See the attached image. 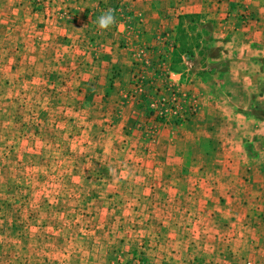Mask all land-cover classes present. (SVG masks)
I'll list each match as a JSON object with an SVG mask.
<instances>
[{
  "label": "crops",
  "instance_id": "0c3cea01",
  "mask_svg": "<svg viewBox=\"0 0 264 264\" xmlns=\"http://www.w3.org/2000/svg\"><path fill=\"white\" fill-rule=\"evenodd\" d=\"M54 2L55 14H62L42 28L60 38L56 58L50 60L60 72L45 80L37 73L34 80L45 85L56 74L67 78L61 79L63 87L47 88L53 96L69 98V128L86 132L83 138L50 139L54 146H69V155L62 156V149L54 153L52 176L69 178L68 198L79 188L91 198L84 205L62 200L64 190L56 185L58 197L48 209H67V215L79 206L89 213L84 220L94 225L132 224L118 227L115 236L106 231L97 237L94 231L80 254L84 264H131V257H138L139 264H264V0ZM109 8L115 10L116 23L101 30L98 17ZM65 12L69 14L63 17ZM181 16L197 19L199 30L191 32L188 25L194 23L183 20V47L191 51L167 55L165 64L176 90L194 98L196 111L180 125L158 128L148 142L132 128L139 110L129 95L132 65L157 35L165 33L173 45ZM46 45L38 43L39 53ZM80 114L84 117L78 120ZM56 123L54 128L61 129ZM82 145L80 163L75 157ZM28 151L22 157L28 159ZM60 160L68 161L66 168ZM72 180L78 183L75 188ZM40 189L44 197V186ZM32 202L27 198L25 204ZM63 215L54 210L52 218L43 216L34 234L22 220L17 221L24 229L20 234L13 218L5 220L2 238L10 242L5 256L16 254L18 239L41 244L47 238L46 223L52 225L51 234L61 236L58 223L78 221H61ZM25 251L20 264L29 263ZM73 252L60 255L61 264H74L78 256Z\"/></svg>",
  "mask_w": 264,
  "mask_h": 264
},
{
  "label": "rangeland",
  "instance_id": "374dc122",
  "mask_svg": "<svg viewBox=\"0 0 264 264\" xmlns=\"http://www.w3.org/2000/svg\"><path fill=\"white\" fill-rule=\"evenodd\" d=\"M57 5L54 0H39L38 2L37 0H0V264H20L22 258L20 253L24 250L27 251L24 254L28 256V264H49L46 262V258H50L54 263L59 260L60 263L57 264H61L64 260L60 255L66 254L67 251H74L73 253L78 256L74 264H84L85 257L80 254L85 252L88 243H91L88 236L89 238L96 236L94 231H98L97 237H101L103 233L106 235V231L107 234L115 232V236L118 227L121 229L122 226H132L131 223L121 226L112 225V228L111 223L108 226L94 225L84 220V217H87L89 213H85V208H79V206L75 210H69L67 215H65L67 209H48L49 203L58 197L54 196V186L59 185L64 190L61 191L60 198L62 200L67 199V194L71 193L68 191L69 178L52 176L53 162H57L53 159L54 153L56 155L59 152L58 149H62L60 150L62 156L69 155V146L66 142L54 146L50 139L59 137L63 140V138H70L74 135L83 138L86 132L83 127L69 128V123L73 120V113L69 112V106H67L69 98L53 96L47 88L53 84L56 89L63 87L61 79L67 78L60 77L59 79V75L56 74V78L45 85L34 80L37 73L45 75L43 79L45 80L47 75L60 72L57 70L59 65L50 61L56 58L54 55L59 48L56 45L60 38L56 32H50V28H47L48 30L42 28L44 24H48L59 14H62H55ZM31 7L36 13L35 16ZM68 14V12L63 13V17ZM249 18L251 19V17ZM191 22L194 23V25H188L191 29L193 28L191 32H195V28L199 30L198 20L192 19ZM197 38L195 37V40ZM38 43L47 44L42 46L45 47V50L40 49V53L37 49ZM38 57L43 59L38 60ZM44 59L46 63L43 61L40 63ZM37 93L40 94L37 96ZM64 107L67 109L62 110L61 108ZM11 116L12 119H10ZM83 117L84 115L80 114L78 120ZM54 123L60 124L61 129L54 128ZM26 148H29L28 159L22 157ZM77 148L75 159L82 163L84 156L82 148L84 147L82 145ZM60 162L62 168H66L68 165V161L60 160ZM41 170L45 172V176L37 175ZM71 182L74 188V184H78L74 180ZM43 186L46 193H44V197H40V191H42L40 187ZM80 189L68 200H72L74 204L75 201H78V204L84 205V201L91 197L84 196L81 193L83 190ZM38 190L40 191L38 192ZM27 198L30 202L33 201L32 205L25 204ZM40 199H43L42 204L38 203ZM116 200L115 195L112 202L114 203ZM45 203L47 205H44ZM44 206H46V210L42 215L40 210ZM54 210L55 213L64 214L61 221L70 222L73 218L75 220V217L78 218V221L74 225L72 223L59 225L58 223L61 236L51 234L52 225L46 223L44 227H46L47 238L45 237L41 244L36 239L30 242L18 239L13 246L15 248L13 252L16 254L12 259L8 255L5 256L4 250L10 244L9 241L4 242L2 238L6 232V221L8 223V220L12 218L16 222L22 220L27 231L29 229V234H34L40 227L37 220H41L40 218L43 216L52 218ZM13 227L17 234L24 231L19 222ZM39 250L40 255L42 254L45 258L43 262H41L42 257L38 256ZM134 258L136 257H131V262Z\"/></svg>",
  "mask_w": 264,
  "mask_h": 264
},
{
  "label": "built area",
  "instance_id": "2783aa9c",
  "mask_svg": "<svg viewBox=\"0 0 264 264\" xmlns=\"http://www.w3.org/2000/svg\"><path fill=\"white\" fill-rule=\"evenodd\" d=\"M171 46V39L165 33L157 35L153 46L138 52L137 61L132 65L129 95L139 106L133 115L132 128L140 132L148 142L154 139L158 128L167 123L180 125L196 111L194 98L176 90L170 81L165 58ZM139 262L136 257L131 264Z\"/></svg>",
  "mask_w": 264,
  "mask_h": 264
},
{
  "label": "trees",
  "instance_id": "16d2710c",
  "mask_svg": "<svg viewBox=\"0 0 264 264\" xmlns=\"http://www.w3.org/2000/svg\"><path fill=\"white\" fill-rule=\"evenodd\" d=\"M39 0H37L38 2ZM35 5V4H34ZM242 16V15H241ZM185 19H188L189 21H192V17L191 16H181L179 17V21H178V24H177V27L175 29V35H174V39H173V45H172V50L169 51V54L168 55H171L172 54V57H177L178 56V52L179 53H190V49L189 47H183L184 46V37H185V31H184V28H183V20ZM193 41L195 42V37L193 38ZM177 42V45L175 47V43Z\"/></svg>",
  "mask_w": 264,
  "mask_h": 264
},
{
  "label": "clouds",
  "instance_id": "9594fccd",
  "mask_svg": "<svg viewBox=\"0 0 264 264\" xmlns=\"http://www.w3.org/2000/svg\"><path fill=\"white\" fill-rule=\"evenodd\" d=\"M116 23L115 10L109 8L106 12L102 13L97 20L98 27L101 30H107Z\"/></svg>",
  "mask_w": 264,
  "mask_h": 264
}]
</instances>
